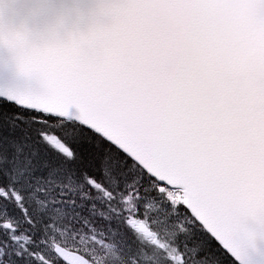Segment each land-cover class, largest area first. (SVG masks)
Returning <instances> with one entry per match:
<instances>
[{"label":"snow or ice","instance_id":"snow-or-ice-1","mask_svg":"<svg viewBox=\"0 0 264 264\" xmlns=\"http://www.w3.org/2000/svg\"><path fill=\"white\" fill-rule=\"evenodd\" d=\"M94 16L37 36L0 0L38 85L0 83V264H264V0Z\"/></svg>","mask_w":264,"mask_h":264},{"label":"water","instance_id":"water-1","mask_svg":"<svg viewBox=\"0 0 264 264\" xmlns=\"http://www.w3.org/2000/svg\"><path fill=\"white\" fill-rule=\"evenodd\" d=\"M6 3L10 5L14 22L27 21L39 36L60 16L65 18L68 27H85L95 19L97 0H6ZM41 5H47V8L42 10ZM10 64V54L6 49H0V83L15 82L26 87H38L35 81L16 77ZM237 262L245 264L243 260Z\"/></svg>","mask_w":264,"mask_h":264},{"label":"trees","instance_id":"trees-1","mask_svg":"<svg viewBox=\"0 0 264 264\" xmlns=\"http://www.w3.org/2000/svg\"><path fill=\"white\" fill-rule=\"evenodd\" d=\"M211 244V251H213L215 256L218 258L219 264H237L234 258H232L230 254L226 252L217 241L212 240Z\"/></svg>","mask_w":264,"mask_h":264}]
</instances>
